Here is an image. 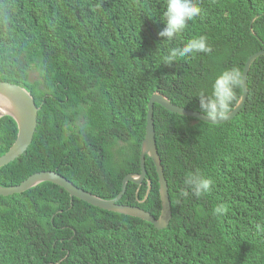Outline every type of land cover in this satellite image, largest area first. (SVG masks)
Listing matches in <instances>:
<instances>
[{"label":"trees","instance_id":"16d2710c","mask_svg":"<svg viewBox=\"0 0 264 264\" xmlns=\"http://www.w3.org/2000/svg\"><path fill=\"white\" fill-rule=\"evenodd\" d=\"M197 2L201 14L178 38L162 42L156 32L164 27L165 0H0V49L9 30L22 27L19 41L0 51V81L27 87L43 106L38 142L0 169V185L20 184L41 170L27 159L41 153L78 187L113 198L124 177L140 171L155 91L200 111L199 92L209 93L225 69L243 75L250 56L264 50V0ZM197 35L207 37L209 53L165 63L170 49ZM25 59L47 78L30 83ZM248 86L245 106L224 123L155 104L158 144L182 168L170 192L168 228L95 207L47 181L0 195V264H264V55L253 63ZM242 93L243 84L238 101ZM17 133L13 118L0 120V156ZM195 173L213 180L199 198L185 184ZM221 204L227 211L214 215ZM137 205L160 214L156 182Z\"/></svg>","mask_w":264,"mask_h":264},{"label":"clouds","instance_id":"9594fccd","mask_svg":"<svg viewBox=\"0 0 264 264\" xmlns=\"http://www.w3.org/2000/svg\"><path fill=\"white\" fill-rule=\"evenodd\" d=\"M200 14H201V7L199 6V3L197 2V0H165V10L163 11V14H162V22L164 24V27L160 30L159 33H158V31L156 33L159 34L160 37L165 38L162 40V42H164V41L171 42L174 39L178 38L180 36V34L188 27L189 22L195 20ZM256 16L259 17V15H256ZM125 17L127 18L129 23H133L135 21L131 16L127 15L126 13H125ZM251 25L253 26L252 22H251ZM21 30H22V27H20V26H14L13 28H11L5 37L4 43L1 46L0 51H3V50L10 48V47H13L19 41V36H20ZM255 35H256V33H255ZM182 42H183V47H175V48L170 49L169 55L167 57H165V63L170 65L177 58L186 57L188 54H193V55L196 53L204 54V53H209L211 51V47L207 43V37L204 35L193 36L191 39H188L187 42H185V40L183 39ZM261 51H263V50H261ZM258 52H260V51H258ZM261 56H263V55H261ZM22 61H23V63L28 64L26 77L30 83L41 82L45 78H47L45 76V73H43L42 69L40 67H38L36 64H32L28 59H25ZM17 62L18 61L8 62V63H17ZM34 71L38 72V76L36 78L33 77ZM242 76L243 75L241 74L240 69L237 67H232L230 69L223 70L218 76H216L214 78L213 83H212V87H211V91L209 93H205V91H201L198 93L197 98L199 99V106H200V111H198V112L205 114V117L209 118L212 121H216L218 119L226 118L228 116V114L230 113L233 105L235 103H238L236 89L239 88L241 86V84H243ZM0 82L11 83L13 85L21 87L22 89H24L27 92H29L30 94H32V91H30L27 87H25L23 85H20V84L14 83V82L4 81V80H2ZM155 92H157V91H155ZM158 92H160V91H158ZM248 92H249V86H248ZM160 93H162V92H160ZM163 95H165V94H163ZM241 96H240V98H241ZM157 104H159V103H157ZM37 107H40V110H41V108L43 106L37 104ZM184 108H187V107H184ZM5 117L13 118V116L11 114L4 113L2 116H0V120L5 118ZM187 117H189V116H187ZM154 119H155V115H154ZM196 119L200 120V121H204V120L199 119V118H196ZM15 122H16V120H15ZM146 122H147L146 133H145V137L141 143L140 171L127 174L123 179L122 189L113 198L106 199V198H102L96 194H94V195H96L102 199H105V200H114L117 204H121V205H125V206H132L135 208H140V209L150 213L157 221H159L163 216V210H164L163 196H162V190L164 189L165 191H167V193L169 195V199H170V203H171V211H172V218H171V221H172L173 217H174V208H173V201H172L170 192H171V190L177 188L180 185L181 180H182V168H181V165L178 163V161L169 152V150L158 144L156 124H155V139H156L155 152L153 149H151V150L144 149L143 143H145V141L147 140V132H148V113H147ZM204 122H207V121H204ZM207 123H210V122H207ZM16 124H17V122H16ZM211 124H218V123H211ZM39 125H40V111L38 113V124H37L36 130H35V133L31 136H28V141L26 143V146L17 158L26 154L28 149L30 148V146L34 142H38L36 140V134L38 132ZM17 128H18V124H17ZM19 134H20V131L18 129L17 139L14 141V143L11 145V147L17 143V141L19 139ZM27 159H30L32 162H34L35 164H37L39 167L42 168L41 170L30 175L28 178L38 174V172L50 171V170H52L51 167L55 166L54 160L50 156H47L45 154L40 153V154L29 155V156H27ZM53 171H56V170H53ZM127 176H131L132 178H130L125 184L124 181H125ZM27 179H25V180H27ZM48 182H50V181H48ZM154 182H156V185L159 187V195H160V201H161V212L158 216H156L152 211H150V210H148V209H146L140 205H137L138 202L145 203L149 199V197L152 193ZM131 183H133L137 187L135 188L133 185H130ZM185 184L188 185L191 188V190L193 191V193L199 198L200 196L207 194L211 191V187L213 185V180L209 177H206V176L200 174V173H195V174H190L186 177ZM17 185H19V184H17ZM13 186H15V185H13ZM143 189H145V195H144V198L141 199V192ZM87 192H89V191H87ZM18 194H20V193H18ZM180 195L186 197L188 195V192L182 191L180 193ZM95 207H98V206H95ZM101 209H103V208H101ZM226 211H227V209L225 208V206L221 204V205H217L214 208L213 214L214 215H221V214L225 213ZM116 213H118V212H116ZM119 214H122V213H119ZM122 215L131 216L129 214H122ZM146 221H148V220H146ZM171 221H170V224H171ZM148 222H151V221H148ZM151 223H153V222H151ZM153 225L155 226L154 223H153ZM257 227L260 228L261 226L257 225ZM159 230H163V229H159ZM262 230H264V229H262Z\"/></svg>","mask_w":264,"mask_h":264},{"label":"water","instance_id":"95a60500","mask_svg":"<svg viewBox=\"0 0 264 264\" xmlns=\"http://www.w3.org/2000/svg\"><path fill=\"white\" fill-rule=\"evenodd\" d=\"M256 18H258V16L253 19L252 24ZM251 27L253 29L252 25ZM253 33L255 32L253 31ZM261 55H264V50L254 53L247 61L242 76L243 94L234 109L230 111L226 118L212 121L209 118L205 117V114H202L190 108H184L182 106L174 104L171 99H169V97H167L166 95H163L158 91L155 92L150 98L148 105V132L147 140L145 141V143H143L144 149H153L155 152L156 139L154 115L156 103L161 104L171 112L178 113L184 116H189L194 119L199 118L210 123H223L232 120L234 117H236L238 113L243 109L248 98V75L251 66L253 62ZM39 111L40 107H37V103L32 94H30L19 86L13 85L8 82H0V116H2L4 113L11 114L16 120L18 124V129L20 131L17 143L12 146L7 153L0 156V168L14 161L24 150L28 141V136H31L35 133L38 124ZM130 178L132 177L127 176L124 183L126 184V182ZM46 181H50L62 186L70 192L72 198L78 197L94 206H98L106 210L122 214H129L134 217L151 221L155 224L156 228L158 229L167 228L172 218L169 195L164 189L162 190L164 204L163 216L159 221H157L150 213L140 208L117 204L114 200H105L90 192H87L82 188L76 186L73 182H71L67 177H65L61 173L53 170L38 172V174L31 176L19 185L9 187L0 185V195L10 196L18 193H23L26 190L36 187L40 183Z\"/></svg>","mask_w":264,"mask_h":264},{"label":"rangeland","instance_id":"374dc122","mask_svg":"<svg viewBox=\"0 0 264 264\" xmlns=\"http://www.w3.org/2000/svg\"><path fill=\"white\" fill-rule=\"evenodd\" d=\"M37 76H38V72L34 71V72H33V77L36 78Z\"/></svg>","mask_w":264,"mask_h":264}]
</instances>
